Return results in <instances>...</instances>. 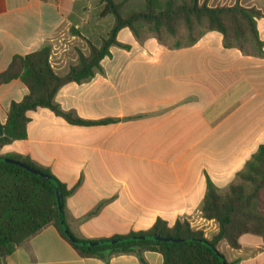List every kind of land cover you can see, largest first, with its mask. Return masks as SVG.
<instances>
[{
    "label": "crops",
    "instance_id": "crops-1",
    "mask_svg": "<svg viewBox=\"0 0 264 264\" xmlns=\"http://www.w3.org/2000/svg\"><path fill=\"white\" fill-rule=\"evenodd\" d=\"M123 14L145 10L146 0H119ZM165 1V0H164ZM204 0H200L202 3ZM238 0H207L211 8ZM261 12V54L227 48L217 31L196 30L174 38L166 31L123 28L119 45L94 76L57 92L64 113L95 126L68 123L47 108L29 112L27 137L0 148V155L29 159L47 169L70 195L65 222L86 241L150 230L158 219L169 226L188 221L210 239L214 221L202 217L207 179L225 191L260 146H264V0H239ZM99 0H0V74L14 56L51 47L54 71L66 75L88 43L99 45L114 25ZM28 93L19 80L0 86V123L12 102ZM240 249L221 241L228 263L264 264V241L251 234ZM146 264H163L143 253ZM7 264H142L135 253L108 261L83 257L50 225L25 241Z\"/></svg>",
    "mask_w": 264,
    "mask_h": 264
},
{
    "label": "trees",
    "instance_id": "trees-1",
    "mask_svg": "<svg viewBox=\"0 0 264 264\" xmlns=\"http://www.w3.org/2000/svg\"><path fill=\"white\" fill-rule=\"evenodd\" d=\"M99 1L103 4V14L114 17V25L99 45L88 43L89 54L79 53L77 65L71 67L66 75L60 76L52 68L50 46L25 56H14L8 68L0 74V86L19 79L28 90L21 101L11 103L5 124L0 123V148L27 137L28 114L38 108H47L72 125L95 126L107 122L85 121L64 113L56 105L55 97L64 85L85 82L94 76L102 59L110 54V48L119 45L117 35L123 28L135 32L138 27H147L156 32L163 30L174 38L183 28L189 44L196 42V30L217 31L223 35L227 48H237L245 54L262 52L263 42L257 29L261 12L242 6L239 0L232 6L214 8L207 5V0L202 3L200 0H146L145 10L129 14L122 13L119 0ZM0 156L26 163L49 177L43 178L18 165L0 161V264H7L8 257L17 247L50 225L83 257H98L108 261L113 255L135 253L142 264H146L143 258L146 251L159 253L163 264H232L227 262L222 253L218 251L224 261L199 241H207L216 249L221 241H226L233 249H240V239L246 234L259 236L264 241V146L258 148L245 168L238 173L236 183L225 191L207 179L202 217L218 225V232L210 239L205 237L203 230L193 228L186 220L169 226L158 219L146 232H132L99 241L141 235L186 241H131L100 247H80L65 236L51 179L56 180L60 187L62 204L71 191L47 169L18 155Z\"/></svg>",
    "mask_w": 264,
    "mask_h": 264
},
{
    "label": "water",
    "instance_id": "water-1",
    "mask_svg": "<svg viewBox=\"0 0 264 264\" xmlns=\"http://www.w3.org/2000/svg\"><path fill=\"white\" fill-rule=\"evenodd\" d=\"M0 161L12 163L15 165H18L40 177L43 178H49L46 174L43 172L29 166L26 163L20 162L18 160L10 159V158H5L0 156ZM56 190V195H57V201H58V208H59V213H60V225L62 230L64 231L65 236L74 244L80 246V247H100V246H107V245H115V244H120L122 242H131V241H161V242H185L186 240L183 239H178V238H172V237H164V236H156V235H141V236H132L127 239H115V240H105V241H81L77 239L69 230L65 219H64V214H63V204H62V195H61V190L60 187L57 183L56 180L51 179ZM202 244H205L208 246L210 249H212L217 255L224 261L223 257L220 255L218 250L214 248L209 242L207 241H199ZM226 264V262H224Z\"/></svg>",
    "mask_w": 264,
    "mask_h": 264
},
{
    "label": "rangeland",
    "instance_id": "rangeland-1",
    "mask_svg": "<svg viewBox=\"0 0 264 264\" xmlns=\"http://www.w3.org/2000/svg\"><path fill=\"white\" fill-rule=\"evenodd\" d=\"M161 1L163 2L164 0H161ZM180 33H181V34H185V31H184L183 28L180 29Z\"/></svg>",
    "mask_w": 264,
    "mask_h": 264
}]
</instances>
